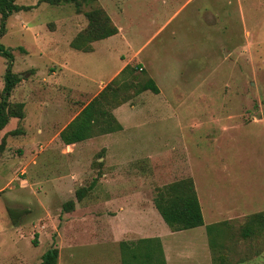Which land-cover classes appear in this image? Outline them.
<instances>
[{
  "label": "rangeland",
  "instance_id": "obj_1",
  "mask_svg": "<svg viewBox=\"0 0 264 264\" xmlns=\"http://www.w3.org/2000/svg\"><path fill=\"white\" fill-rule=\"evenodd\" d=\"M15 3L27 9L6 20L0 47L12 50L22 80L11 101L25 117L0 132H21L0 158V264H42L52 246L57 264H120L118 243L142 237L160 238L168 264H182L180 246L195 248L189 264H209L204 228L170 234L151 200L191 177L206 223L264 210V0H99L122 32L90 53L69 46L85 26L72 6ZM122 65H139L159 94L116 108L122 130L65 147L61 127ZM5 68L0 56V91ZM9 209L25 210L17 226ZM253 246L240 264H264V234Z\"/></svg>",
  "mask_w": 264,
  "mask_h": 264
},
{
  "label": "trees",
  "instance_id": "obj_2",
  "mask_svg": "<svg viewBox=\"0 0 264 264\" xmlns=\"http://www.w3.org/2000/svg\"><path fill=\"white\" fill-rule=\"evenodd\" d=\"M40 1L53 6L68 4L73 7L76 14L83 16L85 26L69 43L70 48L75 51L93 52L95 42L118 34V28L100 5L99 0ZM15 2L16 0H0V36L5 33L6 20L12 14L27 9ZM0 56L6 59L3 86L0 91V132H2L12 120L16 119L20 122L24 119L25 105L22 102L11 101L14 90L22 80L12 71V50L0 47ZM139 68V65L133 67L126 65L119 75L84 105L59 132L58 136L62 144L66 146L79 144L122 130V125L113 112L116 108L146 91L159 94V89L152 78L141 77L137 73ZM18 133L21 134L20 129L15 128L0 136V158L5 151L7 137ZM92 190L93 184L77 188L74 193L75 201L84 202ZM151 202L170 232L204 226L203 212L195 182L191 177L179 178L156 187ZM73 209L72 200L63 206L65 212H71ZM24 213L25 210H8L12 226H17L16 220ZM205 233L211 253V264H240L242 263L240 247L245 246L244 256H247L250 250L253 253V242L257 243L261 234H264V210L250 213L242 223L233 224L227 220L209 223L205 225ZM118 247L120 264H166L162 242L158 237L138 238L134 241L122 240L118 243ZM41 258L42 264H57V248L53 246L48 248Z\"/></svg>",
  "mask_w": 264,
  "mask_h": 264
},
{
  "label": "crops",
  "instance_id": "obj_3",
  "mask_svg": "<svg viewBox=\"0 0 264 264\" xmlns=\"http://www.w3.org/2000/svg\"><path fill=\"white\" fill-rule=\"evenodd\" d=\"M160 28V27H159ZM158 28V29H159ZM122 31H121V29L120 28H118V34H116V35H114V36H118L120 33H121ZM114 36H111V37H114ZM110 38V37H109ZM124 65V64H123ZM122 65V66H123ZM121 66V68H123ZM120 68V69H121ZM88 103V102H87ZM87 103H85L84 105H86ZM84 105H82L80 108H79V110H78V112L82 109V107L84 106ZM78 112L68 121V123L78 114ZM67 123V124H68ZM67 124H65L63 127H65ZM63 127H61V129L59 130V132L63 129ZM59 132L57 133V136L59 135ZM59 137V136H58ZM95 138H99V137H95ZM95 138H92V139H95ZM92 139H89V140H92ZM64 145V144H63ZM76 144H72V145H64L65 147H71V146H75ZM63 180H65V179H63ZM56 184H57V182L55 181V180H53ZM58 182H60V181H58ZM62 182H64V181H62ZM62 182H60L59 184H61ZM198 194V193H197ZM198 198H199V196H198ZM199 201H200V199H199ZM74 210V209H73ZM138 214H140V211H139V213ZM204 216V215H203ZM145 218H146V215H145ZM210 223H212V222H210ZM207 224H209V223H206L205 221H204V226H202L203 228H204V230H205V225H207ZM199 228V227H198ZM192 230V229H191ZM184 231H188V230H184ZM184 231H179V232H170V234H180L181 232H184ZM206 234V233H205ZM207 237V236H206ZM142 238H148V237H142ZM162 242V241H161ZM162 246H163V243H162ZM178 247V246H177ZM180 247H182V249H178V250H180L181 252H178V254L181 256V259H182V261L183 262H185V263H183L182 262V264H189L190 263V261H197V258H195V254H196V251H195V248H193V247H187V248H185V246H180ZM164 250V249H163ZM193 251V252H192ZM208 251H209V248H208ZM192 254H193V256H192ZM203 255L204 256H206L205 258H206V261H208L209 262V264H211V259L210 260H207L208 259V252H207V249H205V252H203ZM164 256H165V260H166V253L164 252ZM168 258V257H167ZM211 258V257H210ZM166 264H168V260H166Z\"/></svg>",
  "mask_w": 264,
  "mask_h": 264
}]
</instances>
